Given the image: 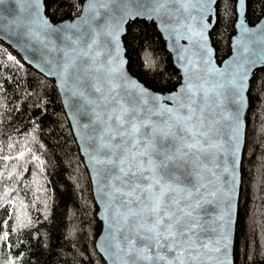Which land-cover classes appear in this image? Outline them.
Returning a JSON list of instances; mask_svg holds the SVG:
<instances>
[{
	"label": "snow or ice",
	"instance_id": "snow-or-ice-1",
	"mask_svg": "<svg viewBox=\"0 0 264 264\" xmlns=\"http://www.w3.org/2000/svg\"><path fill=\"white\" fill-rule=\"evenodd\" d=\"M32 4V0H27ZM209 0H90L92 15L74 45L65 51L61 65L66 90L82 98L95 117V156L104 167L110 188L111 247L119 264H213L221 251L214 238L224 217H211L208 206L226 196L231 208L232 187L219 186L220 156L227 152L233 161L240 149V117L236 97L242 81L235 76L208 80L200 75L197 60H189L194 79L162 104L146 90L128 87L117 59L105 58L104 33H94L92 22L103 9L112 15L113 28L125 16L144 14H187L202 9ZM244 0H237L243 4ZM173 5H179L173 8ZM88 11V10H86ZM116 13H119L117 18ZM31 15V13H30ZM45 21L31 20L26 27L42 28ZM193 35L192 24H184ZM37 34L38 33H34ZM107 35H111L109 30ZM111 42V41H109ZM83 43V48L75 47ZM12 59V57H9ZM235 107L216 113L225 100ZM216 116H219L217 119ZM228 121V139L220 137L218 125ZM224 171H230L225 168ZM231 212H228L230 220Z\"/></svg>",
	"mask_w": 264,
	"mask_h": 264
},
{
	"label": "trees",
	"instance_id": "trees-1",
	"mask_svg": "<svg viewBox=\"0 0 264 264\" xmlns=\"http://www.w3.org/2000/svg\"><path fill=\"white\" fill-rule=\"evenodd\" d=\"M86 0H44L53 22L73 19ZM264 0H247V21ZM237 19L234 0H220L210 36L222 63ZM130 72L158 92L181 76L153 22L136 20L123 38ZM12 57V59H9ZM246 145L235 264H264V68L248 93ZM92 181L54 81L0 40V264H107L96 249L102 230Z\"/></svg>",
	"mask_w": 264,
	"mask_h": 264
},
{
	"label": "water",
	"instance_id": "water-1",
	"mask_svg": "<svg viewBox=\"0 0 264 264\" xmlns=\"http://www.w3.org/2000/svg\"><path fill=\"white\" fill-rule=\"evenodd\" d=\"M220 0H209L206 5L193 11L195 21L186 19L184 12L169 16L164 14H144L133 13L130 17L125 16L118 27L113 28L112 15L103 9H98L100 15L92 22L94 33H104L105 58H109L107 53H111L113 59H117V65L124 76L128 87L134 86L138 89L146 90L148 96H157L162 104H170L169 95L174 96L182 85H185L190 78L194 79L191 66L188 61L195 59L199 63L200 75L212 81L221 79L220 73H224L223 79L235 76L242 81V91L235 99L238 102L240 117V149L235 157L234 182L231 174L233 161L227 152L220 156L218 170L219 186L227 192L228 187L234 189L232 193L231 208L226 204V196L220 197V202L215 206H208L209 223L211 217H224V223L217 225L215 239L220 240L221 251L214 253L213 264H235L234 243L236 236V224L238 218L241 188H242V161L246 145L247 115L249 111L248 93L251 81L255 72L264 68V15L255 25L247 21V0L243 4L236 3L237 19L235 23L236 33L231 39L230 55L219 63L216 57V50L211 40V32L217 22V4ZM93 5L90 0H86L82 6L81 13L73 19L61 22H53L46 13L44 0H32L29 4L27 0H0V40L17 52L22 59L32 66L36 71L46 78L54 81L60 94L67 117L71 123L73 134L76 138L80 152L89 171L93 194L98 206L97 217L102 223V230L96 240V249L104 258L107 264H119V260L113 255L114 249L111 247V208H110V188L106 171L102 165L95 162L93 157V139L95 125L90 106L77 96L66 90L65 82L62 78L61 65L65 60V51L70 50L74 45L66 38L72 36L77 38V33L87 27L86 20H89ZM179 5H173L178 8ZM38 10L39 20L45 21L42 28L29 29L26 25L36 19ZM88 10V11H86ZM31 13V15H30ZM117 18L119 13H116ZM136 20L153 22L162 35L167 51L172 56L175 67L180 72L181 82L179 86L170 92H158L142 83L129 70V62L126 56V49L123 38L127 33V26ZM184 24H192L194 31L203 32V37L193 35ZM111 30L112 34L106 33ZM34 33H38L34 34ZM111 41V42H109ZM75 47L83 48V43ZM235 114V107L229 100L216 108V113L223 110ZM218 119L219 116H216ZM220 137L225 142L228 139V121L222 120L217 126ZM228 168L230 171H224ZM231 212L230 220L228 212Z\"/></svg>",
	"mask_w": 264,
	"mask_h": 264
},
{
	"label": "built area",
	"instance_id": "built-area-1",
	"mask_svg": "<svg viewBox=\"0 0 264 264\" xmlns=\"http://www.w3.org/2000/svg\"><path fill=\"white\" fill-rule=\"evenodd\" d=\"M81 13V10L78 11V13L76 14V16H78Z\"/></svg>",
	"mask_w": 264,
	"mask_h": 264
}]
</instances>
